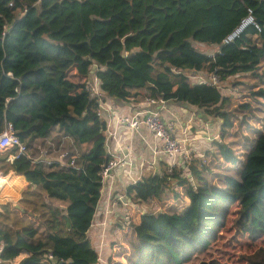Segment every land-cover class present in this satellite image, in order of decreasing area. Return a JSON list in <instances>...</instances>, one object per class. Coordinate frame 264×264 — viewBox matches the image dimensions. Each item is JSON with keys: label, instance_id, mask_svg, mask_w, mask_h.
I'll return each instance as SVG.
<instances>
[{"label": "trees", "instance_id": "trees-1", "mask_svg": "<svg viewBox=\"0 0 264 264\" xmlns=\"http://www.w3.org/2000/svg\"><path fill=\"white\" fill-rule=\"evenodd\" d=\"M246 18L237 37L223 44ZM201 45L218 50L210 56ZM93 63L106 98L126 101L142 90V98L186 104L220 122L218 140L184 171L165 167L125 187L129 200L132 194L159 205L186 199L183 208L144 212L127 224L129 264H186L207 254L227 223L238 235L260 238L264 130L254 131L239 159L233 125H247L254 110L264 111V81L245 85L250 101L229 110V97L192 83L190 75L215 73L222 82L261 75L264 0H0V132L10 123L26 150L51 135L86 147L74 155L75 168L24 155L9 163L15 149L0 152V175L12 172L28 184L17 209L0 204V264H13L22 252L27 256L16 264H99L87 232L100 196L98 173L110 158L105 122L82 83ZM214 174L219 185L210 183ZM241 261L264 264V248ZM197 264L228 263L209 258Z\"/></svg>", "mask_w": 264, "mask_h": 264}, {"label": "crops", "instance_id": "crops-1", "mask_svg": "<svg viewBox=\"0 0 264 264\" xmlns=\"http://www.w3.org/2000/svg\"><path fill=\"white\" fill-rule=\"evenodd\" d=\"M201 46H203L204 48V46L206 45H201ZM214 47L215 48L212 54L218 50V48L216 49V46ZM201 51L207 55H210L209 53H206L203 50ZM191 75H194L196 77L205 76L203 72L192 73ZM94 76H95L94 72H92L91 70L90 73L87 75V77H85L82 80V83H84L86 79L89 80ZM72 79H75V77ZM191 80L192 83H197L196 80L194 79ZM141 94H143L142 90L138 91V96L134 99L130 98L126 101H118V100L116 101L114 99L104 97V101L107 103L108 107L112 109L113 112L120 115H133L136 112H141V111L147 112L149 110L158 111L160 117L164 121H172L174 123V129L176 131L175 137L181 138L180 133L182 130L188 133V137L186 136L187 145L194 151V153L196 151V148L200 147V145L203 144V142L207 143V144H203V145H207V148L206 149L204 148L205 150L203 149L204 151H206L209 148V143L211 142V140L209 141L207 140V138L216 136L217 130L219 133V120L206 117L203 115L201 111L196 110L191 106L171 100L164 101L161 107L160 105H154V106L145 105L144 98L146 97L142 98ZM100 118L105 122L104 135H105L106 154L109 156L110 160H116V159L124 160L125 165L119 166L114 170H112L109 179L105 183H103L100 188V192H99L100 196L93 215L92 224L87 232V236L90 242L92 243L93 248L95 249L97 257H98V245H99L98 241L100 239L102 240V242L105 241L104 239H102L105 238L104 236L105 228H103L102 223L107 226L106 229L109 228L117 229L118 227L122 229V225L118 223L117 220L116 221L114 220L115 218H120V213L118 216V207L121 204L119 203V201H117V197L123 195L125 187L131 185L132 181L137 182L142 178H146L154 174H159L163 168L167 167L166 158L158 152L159 147L157 142L151 137V135L145 128L140 127L139 130L131 131L128 128H126L124 125L115 123L113 120H111L108 117V112L104 109L101 110ZM43 141H45L44 144L45 146L37 145V147H39L40 149H44L46 151V156L48 158H55L58 154H60L61 152L57 153L54 156H51L49 155L50 154L49 151H55V149H57L60 146V144L62 145L64 142L67 143L69 142L72 148L74 149L76 148V146H74L69 139H64V140L62 138L54 139L52 135L44 138ZM80 147H81L80 153L85 151L86 149L85 146L81 145ZM63 152H66L67 154L69 153L70 156L74 157V155L68 151H63ZM175 166L182 167L183 171L186 168V166L184 167L183 165H180V163L177 162ZM7 176H9L10 178L15 177L22 179L23 183H25L24 186L25 189L28 186V184L24 181L21 175H15L14 173L9 172L5 177ZM0 177L2 179V177L4 176L0 175ZM5 184H2L0 182V190L3 189L4 187L3 185ZM19 199L20 196L18 197L17 201ZM183 200L184 203H186V199L184 198ZM10 201L12 204H14V201L12 200ZM123 201L126 204L127 201H129V199L124 197ZM123 201L121 202L122 204ZM48 203L53 206L59 207L60 209L65 208V203L63 202L58 201L56 203H50V201L48 200ZM16 204L11 206L16 208ZM129 206L132 207L131 205ZM174 206L176 208H179V206H176L174 204L172 208ZM128 208L129 207L127 208L124 207L125 210H127ZM144 212L147 211H142L141 214ZM128 223L129 221L127 222V224ZM98 226L100 227L96 228Z\"/></svg>", "mask_w": 264, "mask_h": 264}, {"label": "rangeland", "instance_id": "rangeland-1", "mask_svg": "<svg viewBox=\"0 0 264 264\" xmlns=\"http://www.w3.org/2000/svg\"><path fill=\"white\" fill-rule=\"evenodd\" d=\"M199 50H203L206 53L211 54L214 50V46H198ZM217 49V47H216ZM259 72L261 73L260 76H233L226 79L220 87V92L223 96H227L230 99V107L231 110L237 104L246 103L250 100L247 98L246 89H244L245 85H251L253 83H258L259 81H264V63L261 64ZM76 79H73V81ZM243 83V84H242ZM263 108L264 106L261 105ZM238 119V114H236ZM218 120V119H215ZM220 124V122H219ZM236 129V136L233 140L236 142L237 146L236 150H238V157H241V153H244L245 148L244 146H248L251 142L254 134V131H263L264 130V111L261 110H254L252 116H249L247 119V125H242L239 128L236 125H233V130ZM251 132V134L249 133ZM213 140H218V130L216 136L212 137ZM212 141V140H211ZM45 141L37 140L29 149L25 151V154L28 155L30 158H34L37 156L39 146H45ZM203 144H207L203 142ZM201 144L200 147L196 148V152L194 153L195 156H199L206 148L207 145ZM205 148V149H204ZM243 148V149H242ZM204 149V150H203ZM63 151H68L73 155H77L81 151V147H76L75 149L70 146V143L64 142L62 145L55 149V151H49V155L54 156L55 154ZM240 152V153H239ZM245 154V153H244ZM243 154V156H244ZM243 156L239 159H242ZM221 167H224L221 165ZM231 167V166H230ZM226 174L231 175L230 171H226ZM212 175L210 183L213 185H219L218 179L220 176ZM5 178L6 184L3 185V189L0 190V204L1 203H8L10 205H15L18 197L20 196L21 192L25 189V183H23L22 179L20 178H13V177H2ZM1 179V177H0ZM45 201H50V203H56L58 201L54 199H47L43 196ZM184 198L179 197L178 199L168 198L164 200L165 203L159 205L155 200H140L137 198V194H133L131 199L127 201L125 204L123 199L118 200L119 205L118 207V216L120 213V218H115L114 220L118 221L122 225V229L118 227L117 229H106L107 226L102 223L104 230V239L105 241L102 242L100 239L98 245V262L99 264H129V260L132 259L131 252L129 250V239H130V231L129 227H127V222H136L138 215L141 214L142 211L147 212H157L158 210L163 209H171L173 204L176 206L184 207L182 205L184 203ZM14 201V204L11 201ZM123 201V204L121 203ZM131 205L132 207H130ZM17 206V204H16ZM124 207H129L127 210ZM173 208H176L175 206ZM232 209V207H231ZM230 209V210H231ZM125 224V225H124ZM100 226L96 227L99 228ZM229 224L227 223L225 228L220 232V236L218 239L213 243L210 250L207 254H201L190 260L186 264H197L202 259L206 260L209 258L217 259L221 262H225L228 264H242V256L249 255L258 247L264 248V233L258 239L250 240L247 238L246 235H238L236 234L231 228H229ZM97 233V232H96ZM27 254L22 252L16 257L12 263L16 264L20 259L26 257Z\"/></svg>", "mask_w": 264, "mask_h": 264}, {"label": "built area", "instance_id": "built-area-1", "mask_svg": "<svg viewBox=\"0 0 264 264\" xmlns=\"http://www.w3.org/2000/svg\"><path fill=\"white\" fill-rule=\"evenodd\" d=\"M250 22L249 18H246L241 22V25L238 29L234 30L232 33L227 35L223 39V44H227L233 41L239 32ZM212 54H210L211 56ZM191 79H194L199 84L209 86L215 89L220 90L222 81L219 80L218 76L215 73H210L201 76H190ZM84 90L87 92L89 98H91L97 105V114L101 116V110L104 109L108 112V117L113 120L115 123L124 125L131 131L139 130L140 127L145 128L151 137L158 144V152L166 158L167 167H174L177 163L187 165L189 161L194 157V151L187 145L188 133L184 130L181 131V138L175 137L174 123L172 121H164L158 111L149 110L147 112H136L133 115H120L112 111L104 101V93L100 89V84L97 78L94 76L89 80L84 81ZM145 105H163L164 101L159 98H144ZM212 137L207 138V140H212ZM38 148V155L34 158H29L25 154L26 149L19 142L18 138L13 134L12 127L10 123H5L3 130L0 132V152L5 150L15 149V152L7 156V160L11 163L18 156L24 155L25 157L31 159L32 162H43L46 165L56 163L59 166L75 168L74 157L68 156L66 152H61L55 158H48L46 156V151L44 149ZM155 153V152H154ZM67 159V161H65ZM69 159V160H68ZM125 165V161L122 159L109 160L105 165L101 166L98 176L100 179V184L105 183L115 168ZM136 181H132V184H135ZM122 196L117 197L118 200L124 199ZM3 252V244L0 241V262L1 255ZM50 258V257H48Z\"/></svg>", "mask_w": 264, "mask_h": 264}, {"label": "water", "instance_id": "water-1", "mask_svg": "<svg viewBox=\"0 0 264 264\" xmlns=\"http://www.w3.org/2000/svg\"><path fill=\"white\" fill-rule=\"evenodd\" d=\"M20 18V14H17L16 15V17H15V19L17 20V19H19ZM96 64L95 63H93V65L91 66V70H92V72H93V70H95V68H96ZM175 72H177L178 70L177 69H175L174 70ZM16 208H18V206H16ZM21 212H24V210H20Z\"/></svg>", "mask_w": 264, "mask_h": 264}, {"label": "bare ground", "instance_id": "bare-ground-1", "mask_svg": "<svg viewBox=\"0 0 264 264\" xmlns=\"http://www.w3.org/2000/svg\"><path fill=\"white\" fill-rule=\"evenodd\" d=\"M3 181H5V178H2Z\"/></svg>", "mask_w": 264, "mask_h": 264}]
</instances>
